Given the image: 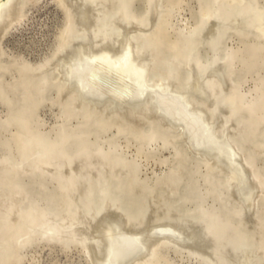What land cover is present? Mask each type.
<instances>
[{
	"label": "rangeland",
	"instance_id": "374dc122",
	"mask_svg": "<svg viewBox=\"0 0 264 264\" xmlns=\"http://www.w3.org/2000/svg\"><path fill=\"white\" fill-rule=\"evenodd\" d=\"M109 1L114 10L126 4L140 20L148 19L149 32L153 29L149 35L152 34L150 37L156 47V70L170 69L180 75L184 71L181 66L184 56L193 45L192 41L188 42L185 32L198 24L203 15L217 13L227 17L233 7L246 8L248 5L264 12V0H153V4L152 0ZM156 5L159 12L157 17L152 16ZM24 14L0 40V228L8 226L6 228L9 229L8 233L0 236V252L7 247L12 252V235H25L33 222L35 224L43 219H47L46 222L52 220L63 227L80 222L81 226L72 224L75 228L73 234L77 235L74 238L85 237V232L99 223L95 214L101 218L98 211L103 210L108 202H114L123 217L134 223H140L142 218L144 221L141 223L148 225L154 217V220H178L183 223L187 220L185 223L192 229L206 230L209 227L208 230L215 229L218 235L214 233L216 239L208 240L199 249L200 253L191 254L172 245L158 246L148 264H225L230 254L226 249L232 246V251L238 242L256 241L264 247V37L254 34L240 36L229 28L218 44L202 46L198 51L202 59H222L227 54L231 55L230 63L225 65L229 84L219 89L217 97L227 103L231 99L228 105L236 106L237 110L230 116L232 131H237L236 134L233 132V136L252 159L255 170L263 180L257 206L254 207L256 210L247 213L231 191V184L229 186L226 182L228 176L225 170L193 155L177 132L168 129L151 112L146 113L147 119L144 114L142 120L140 118L144 112L137 113L141 114L138 116L133 112L130 115V111H122L118 116V112L104 107L81 104L79 101L75 103L76 97L62 88L63 82L56 72L49 67L50 73L47 69L46 73L34 70L33 67L51 58L67 25V17L56 0L31 2ZM148 17H156V20L152 19L151 22ZM247 106L251 107V111L246 109ZM109 116L111 119H108ZM132 117L136 119L134 125ZM120 118L121 121L118 120ZM130 118L134 122L127 120ZM47 150L52 156L48 165L40 163L38 159ZM90 160H93L92 163ZM78 170H82L83 174ZM118 172L119 177L116 176ZM83 187L87 193L81 190ZM172 211L176 212L173 214ZM75 213L80 216H74ZM29 216L30 221H25ZM85 220L87 225L83 223ZM95 220L96 224L91 222ZM19 223L22 228L17 230L21 226ZM66 234L70 236L71 233ZM223 235L226 237L223 238ZM215 241L220 244L213 245ZM208 246H213L211 252ZM206 247L210 254H206ZM18 254L15 256H19V260L13 258L8 264H93L84 246L77 242L51 245L36 242Z\"/></svg>",
	"mask_w": 264,
	"mask_h": 264
},
{
	"label": "bare ground",
	"instance_id": "6f19581e",
	"mask_svg": "<svg viewBox=\"0 0 264 264\" xmlns=\"http://www.w3.org/2000/svg\"><path fill=\"white\" fill-rule=\"evenodd\" d=\"M34 1L36 0H0V40H2V38L7 34L12 25L15 22L20 21V19L25 15L24 13L26 6ZM56 3L66 14L67 25L51 58H49L44 63L33 67L34 70H37V72L42 71L43 73L46 69L48 71L49 67L50 70L52 69V71L56 72L60 81L63 82L62 88H65V90H68L74 94V96L69 94L67 95L70 97H76L75 99L77 100L75 103L79 101L81 104L104 107L106 110L110 109L113 112H118V116L122 111H130L128 112L130 115H133V113L138 115L137 113L144 112L142 115H138L142 116V118H140L142 120L144 114L145 118L147 117L146 113L151 112L155 118H159L160 121H163L168 126V129L172 128L177 132V134L185 143L184 145H186L188 150L193 153V155H198L204 158V160H207V162L211 161L214 163V165L216 164L217 166H220L222 170H225L228 176L226 182L229 183V186L231 184V191L236 196V199L239 201V203H241L243 210L247 211V213H251L250 211L255 209L254 207L257 206L256 202L259 197L264 179L262 180L258 175L254 168L252 159L246 155L238 141H236L235 137L233 136V134H236L237 131H232V127L230 125V116L237 110V108H235L236 106L234 105L235 107H232L228 105L229 101L231 104V99L227 103L220 100L221 98L217 97V93L220 94L219 89H222L224 86L229 84V77L225 70V65L230 63L231 55L227 54V56L222 59H202L198 54L200 53L198 51L202 46L213 47L218 44L220 40H222L223 36L228 33L226 31L229 28L240 34V36L254 34L258 37H264V12L256 9L257 7L253 8L251 7L252 5H248L246 8H239L240 6L236 9H234V7L233 9L231 8L232 11L229 13V15H227V17H224L225 14L220 16L217 13L203 15L198 24L188 28L185 32V37L189 40L188 42L192 41L193 45L188 54L185 53L187 56H184L185 59L181 65L183 66L184 71L180 75L170 69H166V71L156 70L157 58L154 54V49L156 47L154 48V42L150 37L152 34L149 35L153 29H151L149 32L150 23L148 19L144 20V18L140 20L135 15V13L132 12L128 5H121L118 9L114 10L109 0H56ZM151 8L152 6L150 9ZM158 13L159 12L157 11L156 5V9L154 12H152V16L156 15L157 17ZM155 18L150 17L149 19H151V22H153L152 19ZM30 74L32 75V73ZM39 74L40 73H38V75ZM47 77L49 78V76ZM230 83L232 84V82ZM65 90L63 91L66 92ZM61 93L63 95V92ZM66 99L68 100V98ZM234 103H236V101H234ZM239 106L241 105L239 104ZM246 109L251 111L250 106H247ZM112 114L115 115V113ZM106 115L108 116V114ZM107 116L105 117L104 115L105 118H107ZM133 117L132 119H134ZM109 118L110 116L108 119ZM118 120L121 121V118ZM127 120L130 121L131 118ZM134 120L135 122L131 120L134 122L132 125L136 123V119ZM132 122H129V124ZM123 123L125 124V121H123ZM138 124L139 123H137V126H139ZM176 138L178 139V137ZM174 141L176 140L174 139ZM48 150L39 156L38 159L40 163L47 165L51 164L52 156ZM100 157L101 156H99V158ZM79 164L80 163L78 162V165ZM99 164L101 163L99 162ZM69 166L71 167V165ZM112 166L114 165L112 164ZM213 167L214 166H212V168ZM217 168L219 169V167ZM101 170L102 168L99 170V172ZM71 171L73 170L71 169ZM115 171L116 170L113 172ZM81 172L83 174L82 170ZM81 172L79 171V173ZM79 173H77L78 176ZM110 175L112 176V174ZM114 175H116V173H114ZM111 176L105 177L108 178ZM116 176L119 177V172ZM116 176H114V178ZM79 177L73 176V178L78 179ZM170 177L174 179L172 176ZM169 183L167 184L168 186L171 185H169ZM83 186L85 187V185ZM81 190L85 193L88 192L84 191L85 188ZM232 192L231 195H233ZM155 196L157 198V195ZM106 205L107 206H105L103 210L98 211V215H100L101 218L96 216L95 213L97 210L95 213H92L95 214L94 217H97L96 220L99 223H97L96 227L92 226L90 228L96 229L91 231L89 228L88 232L86 231L87 228L85 227L86 232H82L87 234L85 237L81 234L82 237L79 239H75L74 236L77 235H74L73 233H75L74 226H79L80 222L78 225L76 223V226L74 225L75 223L72 222L73 220H71L74 226L71 224L67 227L56 224L57 222L54 223L52 220V222L50 220L46 222L45 220L47 219H43L40 222L36 221L35 224L33 222L32 226H30V229H26L27 231L25 235L17 237L15 234L12 235V247H10L12 252L9 251L8 247L3 249V251L0 252V264H8V262L13 258L15 261H18L19 256L16 257L15 255L36 242H44L50 245L57 243L70 244L77 242L84 246L93 264H148V260H151L150 258L154 256V252L158 246H161L162 248L163 246L167 247L168 245H172L179 249H185L193 254L197 251L200 253L199 249H201V247H203V245L206 244L208 240L216 239L213 236L215 229H211L213 231H210L208 230V227L206 230L199 229L201 231L197 229V232V230L192 229V227L187 225L188 223H185L187 220H184L185 222L183 223L182 221L178 220H154V217L153 221L152 219L149 220L151 223L148 225H146V223H141V221H144V219L141 220L142 218L139 221L140 223H136V220L134 223L131 220L133 222L132 223L129 219L123 217V213L120 211L119 207L114 204V202H108ZM19 207L17 209L21 211ZM175 212H173V214ZM24 215L26 218L28 217L27 214ZM5 216L6 215L3 217L5 218ZM74 216H76V213ZM252 216L254 215L252 214ZM243 217L246 218V216ZM88 219L90 220V218ZM5 220L7 219L5 218ZM28 220L30 221V216L29 219L25 221ZM96 220L95 222H91L96 224ZM78 221L80 220L78 219ZM12 222H14V220H12ZM83 223L87 225V220H85ZM66 225L67 224H65V226ZM223 225L225 226V224ZM6 227L8 228V226ZM6 227L0 228V236L8 233L7 231L9 229L7 230ZM16 227L17 226H15V228ZM21 228L22 225L20 228L18 227L17 230ZM198 228L200 227L198 226ZM254 228L255 227L252 229ZM231 230L232 229L228 231ZM228 231H226V234L230 233H227ZM66 232L68 235L71 233L70 236H67ZM77 234H79V229ZM214 235H216V233ZM230 235L231 234H229V236ZM216 236L218 237V235ZM229 236L226 239H228ZM233 236H235V234H233ZM225 237L226 236L223 238ZM224 242H226V240ZM215 244L219 245L220 243H216L215 241L213 245ZM215 246L214 249L216 248ZM210 248L211 252L213 246ZM231 248L233 247L231 246L229 249H226L230 252L229 259L228 261L226 260L227 264H264V247L260 244H257L256 241L253 242L245 240L236 243L232 251H230ZM205 249V252H207L206 254H210L207 250V247ZM221 249H223V247H221ZM6 250L10 253H7Z\"/></svg>",
	"mask_w": 264,
	"mask_h": 264
}]
</instances>
